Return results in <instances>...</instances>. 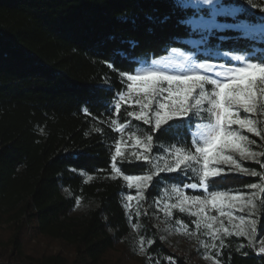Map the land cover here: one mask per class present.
<instances>
[{
    "label": "trees",
    "instance_id": "obj_1",
    "mask_svg": "<svg viewBox=\"0 0 264 264\" xmlns=\"http://www.w3.org/2000/svg\"><path fill=\"white\" fill-rule=\"evenodd\" d=\"M225 3L242 9V21H264V0ZM200 13L194 7H176L175 0H0V229L7 225L4 235L0 230V264H168V257L174 264H264L258 243L249 246L247 238L233 236L224 238L222 248L205 250L201 241L213 242L195 229L192 217L178 211L166 217L158 209L156 201L161 207L174 203L173 187L194 179L162 173V182L154 178L139 205L126 201L136 193L122 179H110V157L119 136L108 121L127 123L128 118L124 105L119 113L110 104L106 107L101 96L112 103L115 98L107 90L95 92L94 85L108 78L115 91L124 92L122 78L109 63L132 74L142 61L173 48L192 49L189 38L198 35L180 21ZM202 13L207 16L208 8ZM165 15L170 18L160 23ZM220 35L241 33L213 32L206 42L211 49L198 54L200 59H210L220 49L264 59V34L227 41H220ZM251 118L264 121V113ZM135 129L148 130L132 120L125 137ZM243 134L260 145L253 150H264L254 133ZM186 140L187 127L161 129L153 141L161 147H154L152 155L164 157L173 146L185 147ZM243 165L261 171L253 161ZM117 166L126 175H142L150 168L139 161H118ZM252 183L264 185V179L229 174L217 178L214 188L210 183L209 190L256 192L250 218L257 221L258 242L264 238V193L249 189ZM203 194L186 190V195ZM126 203L132 204L131 217ZM176 221L197 235H186ZM171 231L189 248L179 249L168 237ZM29 234L58 240L68 253L31 252L25 240Z\"/></svg>",
    "mask_w": 264,
    "mask_h": 264
},
{
    "label": "snow or ice",
    "instance_id": "obj_2",
    "mask_svg": "<svg viewBox=\"0 0 264 264\" xmlns=\"http://www.w3.org/2000/svg\"><path fill=\"white\" fill-rule=\"evenodd\" d=\"M175 4L178 8H198L200 5L208 7L207 16L198 15L180 21L189 25L192 32L198 35V39L190 40L189 43L201 49L213 32L241 33L236 37L220 35L217 37L220 41L258 38L259 26L240 20L239 13L242 9L225 3V0H175ZM124 18L127 19L126 16ZM169 18V15L163 16L160 23H165ZM148 19L151 20L152 17L149 16ZM129 43L135 46V41ZM172 51L175 52L176 49ZM218 54L229 57L227 52ZM229 59L241 62L246 57L236 55ZM248 59L257 58L252 56ZM107 66L122 78L119 82L126 91H115L114 85L107 82L108 78L94 85V89L98 93L107 90L112 94L115 103L101 96L106 107L111 105L110 110L119 113L122 105L125 106L128 122L109 120L108 124L116 136H119L113 146L114 154L110 157V179H122L126 187L136 193L135 197L128 194L126 201L135 200L139 205L145 192L153 186L154 178H160L162 182V173H177L186 181L194 179L196 182L173 187L174 203H164L161 207V202L156 201L158 209L166 217H172L174 211L192 217L191 223L195 229L213 242L209 245L201 241L205 250L209 247L218 250L224 246V238L233 236L247 238L249 246L254 247L257 243V221L250 217L255 214L256 192L233 194L231 191H210L209 185L211 183L214 188L217 178L223 179L229 174H246L248 177L264 179V150H253V146L260 145L243 134L245 130L247 133H254L264 143V128L258 126L264 124V121L251 118L253 114L264 113V60L229 67L223 63L194 65L188 62V57H164L160 60L153 59L149 66L136 70L135 74L117 70L111 63ZM125 77L126 83L123 79ZM83 111L88 114L89 109L86 107ZM241 112L245 113L243 117ZM132 120L147 126L148 130L135 129L125 137V131ZM185 127L190 134L185 147L173 146L164 157L152 155L154 147H161L153 143L161 129L168 131ZM118 161L145 162L150 168L142 175H126L117 166ZM160 161H163L162 165ZM244 161L255 162L261 171L250 170L243 165ZM248 188L259 189L264 193V185L261 184L252 183ZM186 190H200L204 194L186 195ZM124 207L129 209L131 217L132 204L126 203ZM237 212L241 215H237ZM244 213L247 216L242 215ZM176 222L186 235H197L189 230L188 224ZM143 243L144 238L141 237V245ZM148 243L151 244L152 241ZM259 245V253H264V239L259 240ZM141 250L143 251V247ZM168 264H174L171 257H168ZM215 264H219V261H215Z\"/></svg>",
    "mask_w": 264,
    "mask_h": 264
},
{
    "label": "rangeland",
    "instance_id": "obj_3",
    "mask_svg": "<svg viewBox=\"0 0 264 264\" xmlns=\"http://www.w3.org/2000/svg\"><path fill=\"white\" fill-rule=\"evenodd\" d=\"M235 7H238V6H235ZM204 8H208V7L205 6V5H200L198 8H195L196 10L201 12L199 14V16H206V15H204L202 13V10ZM192 17H194V16H192ZM192 17H190V18H192ZM262 18L264 20V16ZM247 23H250V22H247ZM250 24L259 26L258 37H262L263 34H264V21H261V22H258V23H250ZM198 38H199L198 36L191 37V38H189V40H196ZM207 40H208V38H207ZM192 45H193L192 49L173 48V49H176L175 52H173L172 49H171L169 51V53H167L166 55H164L162 57H159V58H154V59L155 60H160V59H162L164 57H170V58H173V59H180V58H183V57H188V62L189 63H193L194 65H198L200 63H205V64H221V63H223V64H226L229 67H240V66H244L248 62H261V60H264V59H261V58L260 59H255V60H250L248 58L252 57L251 53L238 52V51H232V50H222V49L215 50L214 52L210 53L213 56L210 59H200L198 57V54L207 55L209 53V50L211 49V46L205 44L204 48L201 49V48H199L198 46H196L194 44H192ZM222 52H227L229 54V57H235L236 55H243V56L246 57V59L244 61H241V62H235L234 60L229 59V57H225L223 55H219L218 54V53H222ZM152 60L153 59L142 61L138 65V67L135 69V71L138 70V69H142L144 67L149 66V64H150V62ZM135 71L132 74H135ZM200 123H202V122H200ZM237 215H241V214L237 212ZM242 215H245V214H242ZM1 227H2V230L0 229L1 233H3V235H4V233L6 232L7 225L3 224ZM4 229H5V231H4ZM168 237H169V239L172 242H174L176 244V246L179 249H188L189 248V246L186 243V241L182 240L179 237L178 232L171 231V232H169ZM25 240H26V248H27V250H29L31 252H33V251L34 252H42V251H48L49 252V251L63 250L64 252L68 253L67 248H65L60 241L55 240V239H51V240H47V239H43V238L39 239V238L35 237L34 235H30L29 234V235H27ZM257 243H258V246H260L259 245V241Z\"/></svg>",
    "mask_w": 264,
    "mask_h": 264
}]
</instances>
